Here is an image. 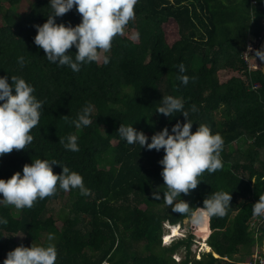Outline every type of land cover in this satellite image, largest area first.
<instances>
[{
	"label": "trees",
	"instance_id": "obj_1",
	"mask_svg": "<svg viewBox=\"0 0 264 264\" xmlns=\"http://www.w3.org/2000/svg\"><path fill=\"white\" fill-rule=\"evenodd\" d=\"M21 1L0 0V76L8 75L10 84L11 76L24 78L44 103L40 122L31 131L32 144L0 157V179L17 171L22 175L23 166L37 158L54 159L80 173L91 191L87 196L78 189L68 191L70 205L57 218L48 206L59 200L62 189L18 212L0 204V216L8 220L0 225V264L5 253L18 247L16 240L26 247L46 245L49 233L55 235L56 264H176L172 256L181 247L185 255L179 264L249 260L264 239V219L254 224L251 219L252 205L264 196V77L259 58L253 57L257 68L249 70L242 52L249 39L264 35V0H139L135 20L105 54L110 62L84 64L75 73L48 62L34 44V26L46 22L50 0H33L19 11ZM80 22L75 6L56 18L66 26ZM68 51L74 57L77 49ZM21 56L23 67L17 63ZM181 62L190 77L186 86L177 79ZM167 95L183 98L193 132L206 124L224 140L223 168L205 171L195 190L181 194L195 208L203 207L211 193H232L227 214L211 218L200 231H210L206 243L211 249L200 259L191 256L193 228L188 237L167 247L161 244L164 223L190 220L152 198L153 191L163 196L167 190L158 163L164 150L128 145L117 134L121 124H133L150 143L165 126L171 133L177 121L186 122L181 113L166 117L156 112ZM88 102L94 105L92 123L76 129L71 121ZM223 106L228 117L218 124L214 114ZM70 133L79 137V152L59 143ZM59 164L53 166L54 174L62 172ZM171 231L170 241L179 234L177 226Z\"/></svg>",
	"mask_w": 264,
	"mask_h": 264
},
{
	"label": "clouds",
	"instance_id": "obj_2",
	"mask_svg": "<svg viewBox=\"0 0 264 264\" xmlns=\"http://www.w3.org/2000/svg\"><path fill=\"white\" fill-rule=\"evenodd\" d=\"M138 2L139 0H50L52 11L46 22L42 26H34L37 31L34 44L43 49L48 62L68 66L74 73L79 72L82 65L92 62L102 60L107 65L110 57L102 56L101 53H108L114 38L123 35L129 23L135 20V6ZM74 6L81 15L79 24L72 26L69 23L66 26L64 23H56L57 17H62ZM138 35L137 33L135 38ZM73 46L77 49L74 57L68 51ZM249 51H252L250 46ZM245 55L250 56L247 53ZM257 57L264 61V51L256 50L254 58ZM17 63L23 67L24 57H18ZM178 70L177 79L186 86L190 77L185 75L187 69L182 62L178 65ZM34 93V86L24 78L11 76L10 84L8 75L0 76V157L14 149L20 151L32 144L34 136L31 131L40 122L44 103ZM93 110L94 105L91 102L86 103L71 124L76 129L90 126ZM192 111H196L195 107ZM156 112L166 117L181 113L186 122L177 121L171 127V133L165 126L151 136L150 143L149 137L143 131H137L133 124H121L117 134L128 145L139 144L141 148L155 149L157 152L164 150L165 154L158 163L163 166L160 175L167 190L162 191L163 196L160 190L153 191L152 198L155 201L162 199L168 208L171 206L174 213L187 215L196 228H206L211 218L224 217L227 214L232 193H211L204 199L203 207L195 208L181 199V194L188 195L190 190H195L203 181L200 177L205 171L212 174L223 168V137L220 133L213 134L206 124H198L193 132V122L188 118L189 113L185 111V102L181 97L163 96ZM65 139H59V143L66 150L80 151L79 137L76 134L70 133ZM57 164L59 163L54 159L37 158L31 164L23 166L22 175L17 171L10 179H0V204L12 205L17 210L30 209L38 200L56 194L58 189L65 192L78 189L81 195L90 194L91 190L85 186L83 176L70 170L68 166L59 164L62 172L54 174L53 166ZM252 206L254 216H264V196ZM7 223L8 220L0 216V225ZM175 226L180 230L181 224L168 223V232H163L161 239L169 236ZM47 240L46 245L32 243L30 247H26L21 244L7 253L3 264H56L58 252L53 243L55 235L49 233Z\"/></svg>",
	"mask_w": 264,
	"mask_h": 264
},
{
	"label": "rangeland",
	"instance_id": "obj_3",
	"mask_svg": "<svg viewBox=\"0 0 264 264\" xmlns=\"http://www.w3.org/2000/svg\"><path fill=\"white\" fill-rule=\"evenodd\" d=\"M33 0H22L21 4L19 6V11H25L26 9H28V7L31 6ZM125 33V31H124ZM169 35V38H168ZM166 36L169 40H172L174 38V35L171 33V29L167 30ZM107 54V53H106ZM101 55H105V53H101ZM102 61V60H101ZM99 61V63L101 62ZM221 75V74H220ZM228 117V109L226 107H221L215 114H214V118L216 120V122H218V124H220V122L224 121V119H226ZM234 147H240V141L239 142H235ZM242 148L244 147L243 144L241 146ZM68 192L63 191L62 196L59 198V200L49 204L48 206V211L49 214H52L55 218H57L58 214H62L67 212V207L70 205L69 204V198H68ZM15 212H18L19 210H17L16 208H14ZM56 225L60 228L61 226V222L58 221L56 222ZM168 223H164L163 224V232L164 234H166L168 232ZM190 228H193L196 230V233L193 237L192 240V245H191V255H194V257H197V254L199 253V251H201V254L204 253L205 251L201 250V242L203 239L202 237V233L200 231L204 230V228H196L195 226H193L190 222V220L185 219L181 226H180V230L178 231L179 234L177 237H174L171 241L168 240L170 239V237L166 236L164 237V239H161L163 242L162 246H169L168 244H172V242L177 241L178 239H184L186 237H188L189 232H190ZM170 229V228H169ZM179 229V227H178ZM168 240V241H167ZM17 244L16 246L20 245V240H16ZM169 242V243H168ZM185 255V249L183 247H181L180 249H178L172 256V258L174 259V261L176 262V264H179V261H181L184 258ZM7 253L4 254V259H6ZM242 260H244L242 258ZM107 264V263H104Z\"/></svg>",
	"mask_w": 264,
	"mask_h": 264
},
{
	"label": "built area",
	"instance_id": "obj_4",
	"mask_svg": "<svg viewBox=\"0 0 264 264\" xmlns=\"http://www.w3.org/2000/svg\"><path fill=\"white\" fill-rule=\"evenodd\" d=\"M255 3V1H252ZM260 41L258 38H251L247 41L246 47L242 52V58L245 61V63L248 66L249 70L256 69L257 65L252 63V59L255 56V51L258 50ZM249 46L251 47L252 51H249ZM245 53H247L250 56H246ZM253 56V57H252ZM252 224L254 222H260L261 219H264V216H252ZM245 264H264V250H255L249 260Z\"/></svg>",
	"mask_w": 264,
	"mask_h": 264
},
{
	"label": "bare ground",
	"instance_id": "obj_5",
	"mask_svg": "<svg viewBox=\"0 0 264 264\" xmlns=\"http://www.w3.org/2000/svg\"><path fill=\"white\" fill-rule=\"evenodd\" d=\"M179 230V229H178ZM175 234V232H173V231H170V235H174ZM209 235V231H207V232H205V234H202V237H203V239L204 240H202V242H201V250H203V251H210L209 249V247H208V245L206 244V242H205V240L207 239V236ZM177 237V236H176ZM214 256H218L217 254H214Z\"/></svg>",
	"mask_w": 264,
	"mask_h": 264
},
{
	"label": "water",
	"instance_id": "obj_6",
	"mask_svg": "<svg viewBox=\"0 0 264 264\" xmlns=\"http://www.w3.org/2000/svg\"><path fill=\"white\" fill-rule=\"evenodd\" d=\"M258 50L264 51V35L260 41ZM259 65H260L261 74L264 77V61L259 60Z\"/></svg>",
	"mask_w": 264,
	"mask_h": 264
},
{
	"label": "crops",
	"instance_id": "obj_7",
	"mask_svg": "<svg viewBox=\"0 0 264 264\" xmlns=\"http://www.w3.org/2000/svg\"><path fill=\"white\" fill-rule=\"evenodd\" d=\"M252 218V217H251ZM207 244V243H206ZM209 247V246H208ZM210 248V247H209ZM261 249H263L264 250V239H263V242H262V245H260V246H256L255 247V249H254V251L255 250H261ZM210 251H211V249H209ZM210 251H205L204 253H207V252H210ZM203 254V253H202ZM202 254H201V251H199V253L197 254V257H195L196 259H200L201 258V256H202ZM191 256H193L194 257V255H191ZM215 257H218V256H215ZM248 260L246 259V261L244 262V264L247 262Z\"/></svg>",
	"mask_w": 264,
	"mask_h": 264
}]
</instances>
